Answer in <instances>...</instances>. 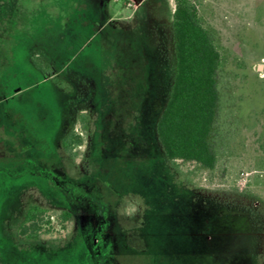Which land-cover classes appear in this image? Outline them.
<instances>
[{
    "label": "rangeland",
    "instance_id": "obj_1",
    "mask_svg": "<svg viewBox=\"0 0 264 264\" xmlns=\"http://www.w3.org/2000/svg\"><path fill=\"white\" fill-rule=\"evenodd\" d=\"M193 1L220 53L213 168L155 133L174 0H0V264H264V0ZM29 204L39 244L15 235Z\"/></svg>",
    "mask_w": 264,
    "mask_h": 264
},
{
    "label": "trees",
    "instance_id": "obj_2",
    "mask_svg": "<svg viewBox=\"0 0 264 264\" xmlns=\"http://www.w3.org/2000/svg\"><path fill=\"white\" fill-rule=\"evenodd\" d=\"M171 28L174 37L175 67L166 102L155 122V133L166 159L173 165L176 160L194 161L205 168L217 162L218 147L211 140L220 105L218 83L220 53L213 30L204 26L193 0H174ZM36 67L49 73V64L33 59ZM87 114L78 121L82 130H88ZM83 136L71 126L60 140L61 149L69 156ZM71 212L59 213L63 223ZM51 214L37 204H29L17 225L15 235L25 243L39 244L41 232H48Z\"/></svg>",
    "mask_w": 264,
    "mask_h": 264
},
{
    "label": "clouds",
    "instance_id": "obj_3",
    "mask_svg": "<svg viewBox=\"0 0 264 264\" xmlns=\"http://www.w3.org/2000/svg\"><path fill=\"white\" fill-rule=\"evenodd\" d=\"M135 211H136V209L135 208H132L131 211L129 212V215H131Z\"/></svg>",
    "mask_w": 264,
    "mask_h": 264
},
{
    "label": "water",
    "instance_id": "obj_4",
    "mask_svg": "<svg viewBox=\"0 0 264 264\" xmlns=\"http://www.w3.org/2000/svg\"><path fill=\"white\" fill-rule=\"evenodd\" d=\"M259 67H261V66L259 65Z\"/></svg>",
    "mask_w": 264,
    "mask_h": 264
}]
</instances>
